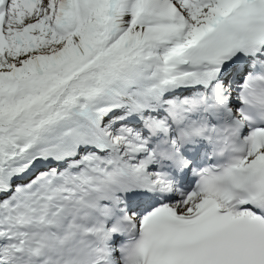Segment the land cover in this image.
Here are the masks:
<instances>
[{
    "label": "snow or ice",
    "instance_id": "6c2138e0",
    "mask_svg": "<svg viewBox=\"0 0 264 264\" xmlns=\"http://www.w3.org/2000/svg\"><path fill=\"white\" fill-rule=\"evenodd\" d=\"M0 264H264V0H0Z\"/></svg>",
    "mask_w": 264,
    "mask_h": 264
}]
</instances>
